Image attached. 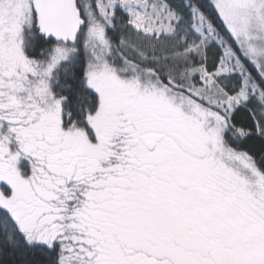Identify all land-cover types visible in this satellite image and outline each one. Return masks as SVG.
Segmentation results:
<instances>
[{"label":"snow or ice","instance_id":"snow-or-ice-1","mask_svg":"<svg viewBox=\"0 0 264 264\" xmlns=\"http://www.w3.org/2000/svg\"><path fill=\"white\" fill-rule=\"evenodd\" d=\"M0 264H264V0H0Z\"/></svg>","mask_w":264,"mask_h":264}]
</instances>
